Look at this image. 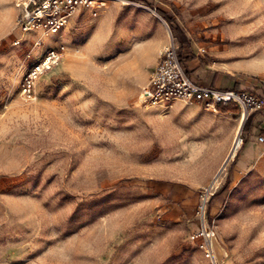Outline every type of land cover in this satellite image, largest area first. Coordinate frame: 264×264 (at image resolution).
Wrapping results in <instances>:
<instances>
[{
  "label": "rangeland",
  "instance_id": "374dc122",
  "mask_svg": "<svg viewBox=\"0 0 264 264\" xmlns=\"http://www.w3.org/2000/svg\"><path fill=\"white\" fill-rule=\"evenodd\" d=\"M16 1L0 0V264H264V108L245 134L199 103H138L178 39L143 0L79 11L40 46ZM146 1L264 96V0ZM57 47L26 102V71Z\"/></svg>",
  "mask_w": 264,
  "mask_h": 264
},
{
  "label": "built area",
  "instance_id": "2783aa9c",
  "mask_svg": "<svg viewBox=\"0 0 264 264\" xmlns=\"http://www.w3.org/2000/svg\"><path fill=\"white\" fill-rule=\"evenodd\" d=\"M107 2L108 0H17V6L20 8L17 25L23 33L38 32L39 38L35 41V45L40 46L43 38L62 31L75 13L83 11L95 16L100 9L107 7ZM63 51V47L49 48L30 66L21 83L23 100L31 102L36 98L37 79L61 63ZM200 51L203 52L204 49ZM177 100L199 103L213 112L218 111V104L234 103L246 116L251 111L264 108V96L234 89H218L194 82L186 74L179 58L178 48L172 40L160 54L148 82L141 87L138 103L166 109ZM258 141L264 144V137L259 136ZM240 143L241 139H239ZM198 236L206 239L202 247L205 255L212 257L209 246L213 232L203 228L193 238Z\"/></svg>",
  "mask_w": 264,
  "mask_h": 264
},
{
  "label": "crops",
  "instance_id": "0c3cea01",
  "mask_svg": "<svg viewBox=\"0 0 264 264\" xmlns=\"http://www.w3.org/2000/svg\"><path fill=\"white\" fill-rule=\"evenodd\" d=\"M184 35L186 37V41L181 42L179 41V39H177L176 46L179 49L181 61L185 71L190 72L189 77L191 79L195 78V80L193 81L201 85L214 87L218 89H233L234 82L239 80L236 78H232L231 80H228L226 78V74H223L222 71H220L219 69H210L209 63L211 62H206V64H203L200 62L201 60H199L197 57L192 56L191 53L196 54L195 49L193 47V43L189 41V37L186 33H184ZM242 89L243 86L241 84L238 91H242ZM240 112L235 114L237 115L236 124H235V128L237 132H239L244 119L247 117V116H242ZM225 114L232 115L231 113H225ZM256 117H259V115ZM251 149H252L251 145L247 146V150H246L247 152L245 154V158L246 156H249V154L251 153Z\"/></svg>",
  "mask_w": 264,
  "mask_h": 264
},
{
  "label": "trees",
  "instance_id": "16d2710c",
  "mask_svg": "<svg viewBox=\"0 0 264 264\" xmlns=\"http://www.w3.org/2000/svg\"><path fill=\"white\" fill-rule=\"evenodd\" d=\"M143 2H145V4L151 8H153L155 10V12L170 26V29L172 32H174L176 34V36L178 37L179 41L181 42H185L186 41V37L184 35V33L182 32V30L174 24V21L172 19L171 16L167 15L166 13H164L163 11L155 8V7H152L150 5L149 2H147L146 0H143ZM208 60V59H207ZM207 60H203L200 61L201 63L203 64H206ZM186 74L188 76H190V72L186 71ZM241 86V82L240 81H236L234 82V85H233V89L234 90H239ZM217 110L220 112V113H231L233 116L237 113L240 112V109L238 108V106L234 103H227V104H218L217 105ZM258 111H253L251 113H249L247 115V117L245 118V120L243 121L242 125H241V133H245V134H248L250 133L251 129H252V123H253V120L255 118V116L257 115ZM226 189V187H225Z\"/></svg>",
  "mask_w": 264,
  "mask_h": 264
},
{
  "label": "bare ground",
  "instance_id": "6f19581e",
  "mask_svg": "<svg viewBox=\"0 0 264 264\" xmlns=\"http://www.w3.org/2000/svg\"><path fill=\"white\" fill-rule=\"evenodd\" d=\"M162 22V21H161ZM163 23V22H162ZM241 114H242V116H246V114L244 113V112H240ZM242 118H245V117H242ZM238 144H236L237 146L236 147H238L239 146V142H237ZM211 249V248H210Z\"/></svg>",
  "mask_w": 264,
  "mask_h": 264
}]
</instances>
